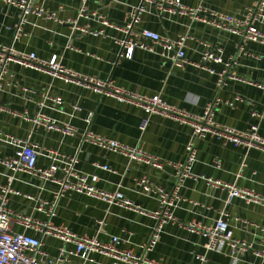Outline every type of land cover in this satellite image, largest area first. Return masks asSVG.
Here are the masks:
<instances>
[{"label": "crops", "instance_id": "1", "mask_svg": "<svg viewBox=\"0 0 264 264\" xmlns=\"http://www.w3.org/2000/svg\"><path fill=\"white\" fill-rule=\"evenodd\" d=\"M259 1L181 0L186 8L230 14L237 19H243L247 10L255 8ZM142 4L143 0H31L28 4L29 9L38 7L54 13L62 22L59 23L0 1V45L18 56L35 54L45 61L57 56L66 70L81 77L111 82L116 88L141 96H160L165 103L190 116L202 115L208 104L221 100L214 112L217 126L241 132L256 125L264 138V90L257 87L264 84V45L204 23L201 19L207 16L205 13L196 19L159 10L156 5H148L133 24L132 14ZM94 14L114 27H105ZM130 24L135 33L148 29L171 40L187 37L188 63L182 68L173 66L160 55L159 47L154 52L136 48L132 59L120 57L121 43L127 40L125 30ZM254 26L264 33V24L254 22ZM206 45L219 46L224 51L223 64H207L215 74L201 68ZM225 63L231 66L227 68ZM225 70V84L220 86L219 74ZM57 98L62 100L61 104L56 103ZM0 105L8 110L0 112V132L28 139L38 146L39 167L47 168L53 163L49 151L77 157L78 170L98 175L100 189L122 193L125 200L144 212L157 211L160 201L158 194H146L139 182L146 179L156 189L174 192L177 181L174 166L185 161L187 146L193 140L190 122L152 115L147 129L142 132L139 127L146 114L141 107L15 62L3 64L1 60ZM253 112L258 116L253 117ZM37 115L51 119L59 127L71 126L74 136L49 131L26 120V116ZM89 132L131 147L141 145L147 154L157 157L163 167L159 170L129 162L98 148L84 141ZM17 150L0 138V159L14 157ZM196 155L192 177L186 179L179 190L182 201L173 210L176 221L164 226L152 252L145 253L141 246L148 242L156 221L130 208L71 193L57 203L51 221L79 236L97 237L102 242L117 236L120 249L145 255L159 264H192L196 256L206 253V239L184 227L193 222L211 226L225 213L234 237L248 241L253 248L239 261H234L228 247L223 246L219 252L207 253L206 264H263L254 252L261 249L264 206L247 204L238 198L230 200L226 188L212 187L208 180L251 190L264 198V151L236 147L224 137L209 134L196 141ZM96 165L109 166L113 173L102 171ZM57 177L62 178L63 174L59 172ZM0 184L9 185L20 193L9 195L11 211L39 220H46L47 216L38 212L37 203L27 196L52 203L59 189L56 184L13 173L2 165ZM12 230L18 234L25 232L16 224L12 225ZM26 234L35 235L32 231ZM42 241L48 258H57L61 247L75 252L74 245H66L53 237L45 236ZM91 257L95 264L111 261L99 254ZM70 259L73 263L81 262L74 255Z\"/></svg>", "mask_w": 264, "mask_h": 264}, {"label": "built area", "instance_id": "2", "mask_svg": "<svg viewBox=\"0 0 264 264\" xmlns=\"http://www.w3.org/2000/svg\"><path fill=\"white\" fill-rule=\"evenodd\" d=\"M6 4L19 6L26 13L38 17H46L48 20L59 22L54 13H48L45 10L34 7L29 9L28 4L31 0H0ZM148 5H156L159 10H168L170 13L178 12L182 16H192L196 19L199 14L205 13L207 16L202 17V21L219 30L231 35L242 37L252 42L264 45V33L259 31L254 22L264 24V0H260L255 8L247 10L243 19H237L230 14H220L214 11L203 9L193 10L186 8L181 0H143L142 6L136 8L132 14L133 24L137 23L139 16L146 12ZM81 13H84L82 10ZM101 20L105 27H114L112 24L103 19L102 16L94 14ZM62 23V22H59ZM133 24H130L125 30L127 40L121 43L123 48L120 57L132 59L134 51L139 48L144 51L154 52L157 47L161 48L160 55L170 61L177 68L184 67L188 62L185 56V43L187 37H180L177 40L162 37L160 34L145 29L140 33L133 32ZM207 50L202 56L203 70L215 74V70L209 68L207 64H223V48L219 46L206 45ZM0 60L3 64L15 62L24 67L33 69L38 72L49 74L52 78H60L68 83H74L94 91L97 94L110 96L120 102L135 104L141 107L146 116L140 123V130L144 132L149 125V117L160 115L172 119H181L183 122H190L193 128V140L187 146V156L184 162L174 166L176 169V186L172 193H166L162 189H156L142 179L139 186L146 194H158L160 207L155 212H144L134 206L130 201L125 200L120 192H108L98 187L100 178L95 174H88L78 170L80 163L77 157H70L59 152L49 151L48 154L53 163L47 168L38 166V160L41 156L39 147L32 144L28 139H21L15 136L0 132V138L18 150L14 157L7 160L0 159V165L5 166L13 173H24L34 178H38L44 183H53L58 186L55 192V201L45 202L36 198L27 196L29 200L37 203L36 210L47 216L46 220L34 219L24 213H16L8 208L9 195H20L9 185L0 184V264H95L92 255L99 254L109 258L108 264H159L150 260L145 255H137L131 250L119 248V237H113L109 242H102L97 237L79 236L69 228L64 226H55L51 219L55 216L57 203L68 194L76 193L88 196L92 199L103 201L107 204H116L122 208H130L132 211L149 217L156 221L152 234L141 248L145 253L152 252L163 232V228L168 223H174L176 218L173 210L182 201L179 196V190L183 182L192 177V167L196 162V141L212 134L226 138L236 147L246 149L259 148L264 151V138L259 134V128L256 125L251 126L245 131H235L231 128H220L214 122L215 109L222 103L216 100L206 106L203 114L200 116H190L185 112L177 110L175 107L165 103L160 96H141L135 93L127 92L116 88L113 84L101 82L93 78L81 77L75 72L66 70L58 57H53L50 61L41 60L35 54H23L18 56L12 50L0 45ZM229 68L230 63H225ZM227 71L219 74V85L225 84ZM236 79L235 77H232ZM240 81V80H239ZM258 88L264 90V84H258ZM237 101L240 98H236ZM56 103L61 104L62 100L57 98ZM230 106L233 104L230 103ZM8 111L6 107L0 105V112ZM252 116H258L256 112ZM26 120L33 123L34 126H44L49 131L61 133L65 136H74V129L65 125L59 127L51 119L41 115L34 118L26 116ZM86 142L95 145L98 148L114 153L126 158L129 162L141 163L151 166L155 169H162L163 163L155 156L147 154L141 145L131 147L115 140H110L100 135L89 132L85 136ZM98 169L113 173L109 166L96 165ZM61 172L62 178L57 174ZM208 184L215 188L223 187L229 191L230 200L238 198L244 200L247 204H256L264 206V198L251 190H245L236 186H228L219 181L208 180ZM16 224L22 227L25 232L18 234L13 232L12 225ZM191 233L201 234L206 243L204 248L206 253L196 256L192 264H206L207 253L219 252L223 246L228 247L229 255L234 261H239L245 254L252 250L253 245L246 240H239L234 237L233 229L230 227L225 213L211 226H203L198 223H191L184 227ZM26 231H32L35 235H27ZM262 231L261 249L256 250L254 255L263 260L264 264V229ZM53 237L64 244L75 246V252H69L65 247L59 249V255L55 259L48 258V254L43 250V237ZM74 255L81 259V262L73 263L70 256Z\"/></svg>", "mask_w": 264, "mask_h": 264}]
</instances>
